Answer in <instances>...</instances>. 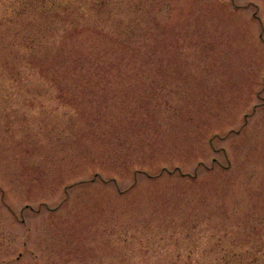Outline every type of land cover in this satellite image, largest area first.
<instances>
[{
  "label": "rangeland",
  "instance_id": "374dc122",
  "mask_svg": "<svg viewBox=\"0 0 264 264\" xmlns=\"http://www.w3.org/2000/svg\"><path fill=\"white\" fill-rule=\"evenodd\" d=\"M161 2L128 45L72 36L57 70L48 44L30 61L36 11L0 0V264L264 252V0Z\"/></svg>",
  "mask_w": 264,
  "mask_h": 264
},
{
  "label": "trees",
  "instance_id": "16d2710c",
  "mask_svg": "<svg viewBox=\"0 0 264 264\" xmlns=\"http://www.w3.org/2000/svg\"><path fill=\"white\" fill-rule=\"evenodd\" d=\"M22 13L28 8L36 11L31 23L33 50L38 57L30 58L32 63H41V50L48 44L49 55L54 68L67 63L64 57L65 44L69 38L86 30L116 36L121 44L128 45L134 35L146 34L155 20L154 13L162 9L161 0H18ZM152 19V21H151ZM155 26V25H154ZM113 27L115 29H113ZM149 33V32H148ZM29 44V39L26 40ZM37 48V50H35ZM57 70H54L58 74ZM43 71V70H42ZM57 78V77H55ZM57 96L62 103H68L71 109H85L84 100L75 95H66L56 82ZM86 102V100H85ZM215 264H264V252L261 255L246 257L235 252L224 255Z\"/></svg>",
  "mask_w": 264,
  "mask_h": 264
},
{
  "label": "flooded vegetation",
  "instance_id": "af4514ba",
  "mask_svg": "<svg viewBox=\"0 0 264 264\" xmlns=\"http://www.w3.org/2000/svg\"><path fill=\"white\" fill-rule=\"evenodd\" d=\"M30 253L32 254L31 257L33 258L34 264H39V261L37 259V255L33 251H31ZM23 256H24L23 252H20L19 255L16 256V259L18 261H20ZM9 261H12V259H9ZM3 262H5V261H3Z\"/></svg>",
  "mask_w": 264,
  "mask_h": 264
}]
</instances>
